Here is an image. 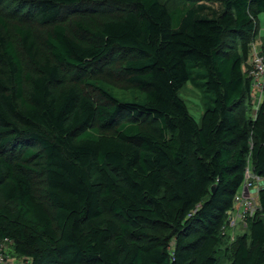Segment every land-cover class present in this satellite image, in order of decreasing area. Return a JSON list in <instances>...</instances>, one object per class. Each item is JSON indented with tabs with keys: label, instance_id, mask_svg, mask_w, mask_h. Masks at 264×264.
Wrapping results in <instances>:
<instances>
[{
	"label": "trees",
	"instance_id": "1",
	"mask_svg": "<svg viewBox=\"0 0 264 264\" xmlns=\"http://www.w3.org/2000/svg\"><path fill=\"white\" fill-rule=\"evenodd\" d=\"M32 5L25 22L0 14V247L20 264H219L227 243L228 264H264V187L246 233L222 235L247 162L264 180V98L247 117L242 70L264 0ZM103 8L117 14L96 19ZM30 20L51 27L41 45ZM119 61L127 100L104 77ZM64 72L97 95L67 87ZM189 81L204 94L200 124L178 95Z\"/></svg>",
	"mask_w": 264,
	"mask_h": 264
},
{
	"label": "rangeland",
	"instance_id": "2",
	"mask_svg": "<svg viewBox=\"0 0 264 264\" xmlns=\"http://www.w3.org/2000/svg\"><path fill=\"white\" fill-rule=\"evenodd\" d=\"M36 0H0V14L4 16L7 20L10 22H15L18 20H22V17H25V12L27 11L28 7L32 9V3ZM160 2L166 3V6L169 11L175 9L176 7L180 6L184 1L186 0H159ZM29 9V10H30ZM30 11H28L29 13ZM117 14L114 11H111L109 9L103 8L99 12H96L94 16L98 20L105 19L106 17H109L111 15ZM77 16H82L78 13H73L68 17L66 22H64L65 26L68 28V32L70 34H73L76 32L75 28L72 26V21L76 19ZM87 16V15H86ZM19 22V21H18ZM25 22V21H20ZM31 24V27L33 28V32L36 35V38L38 39L39 44L41 45L42 42L45 39V36L47 32L50 30V26H40L37 21L30 20L29 22ZM264 30L260 29L259 35L256 36V40H258V44L262 47V50L264 51ZM262 37V38H261ZM12 40L14 42L15 48L17 50L18 56L20 58V61L23 66V70L25 73H30L31 75H35L36 69L30 62V60L27 58L23 47L16 36H12ZM250 68V59H248L247 63H245L242 67L243 72L247 73V70ZM110 72L104 76L107 81H109L113 85L114 93L115 95L123 100H127L132 98V91L128 88L129 86L126 84V79L128 76L124 73V68L122 62H117L114 65L110 66ZM66 77V86H75L79 90H81L84 94L95 97L97 95V91L94 88H91L89 86L85 85H78V80H75V78L72 76V74L64 72ZM29 83H24V91L25 94H28L29 91ZM179 97L185 102L187 110L190 114V116L198 123L201 122L202 114L204 113V105H205V98L202 91L193 86L192 83L189 81L185 84V86L178 92ZM264 98V97H263ZM251 107L249 106V101L245 103V107L243 110H245L246 116L254 119V116L256 115L257 110H251ZM239 111V110H238ZM236 112L237 114L239 112ZM34 151L38 152V147H32ZM41 159L37 158L33 160L30 167L34 169L35 171H38L35 167L36 163H40ZM33 175V181H34V188L36 191V194L40 197L43 196V189H44V179L41 174H32ZM4 204L2 197L0 196V206ZM150 233L156 236H165L167 235V232L160 228V227H150L149 229ZM244 233H246L245 227L241 225L236 231L235 234L238 236H242ZM225 251H227V255H225ZM232 251V247L228 245L227 243H222L218 253L217 257L219 259V264H228L230 259V252ZM3 253L5 255L6 261L8 264H18L21 262L20 259H18L12 250V247L9 243L4 242L3 243Z\"/></svg>",
	"mask_w": 264,
	"mask_h": 264
},
{
	"label": "built area",
	"instance_id": "3",
	"mask_svg": "<svg viewBox=\"0 0 264 264\" xmlns=\"http://www.w3.org/2000/svg\"><path fill=\"white\" fill-rule=\"evenodd\" d=\"M258 42L255 39L249 45L250 68L247 70V77L250 80V91L248 101L252 111L255 109L258 111L264 97V51ZM263 187L264 180L253 174L250 162H247L242 185L234 197L233 208L227 214V224L222 228V235L229 237L232 241L236 236L235 231L241 225L246 227L248 219L260 209L258 193ZM0 264H8L3 253V244L0 247Z\"/></svg>",
	"mask_w": 264,
	"mask_h": 264
},
{
	"label": "crops",
	"instance_id": "4",
	"mask_svg": "<svg viewBox=\"0 0 264 264\" xmlns=\"http://www.w3.org/2000/svg\"><path fill=\"white\" fill-rule=\"evenodd\" d=\"M257 29H258V34L259 35V31L260 29L264 30V13L261 14L258 19H257ZM264 35V34H263ZM262 38V37H261ZM264 45V44H263Z\"/></svg>",
	"mask_w": 264,
	"mask_h": 264
},
{
	"label": "water",
	"instance_id": "5",
	"mask_svg": "<svg viewBox=\"0 0 264 264\" xmlns=\"http://www.w3.org/2000/svg\"><path fill=\"white\" fill-rule=\"evenodd\" d=\"M212 191H214V187H212Z\"/></svg>",
	"mask_w": 264,
	"mask_h": 264
}]
</instances>
